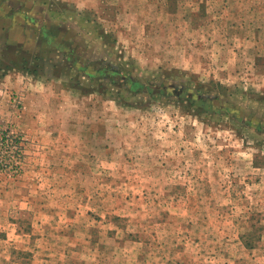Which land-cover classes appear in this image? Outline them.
<instances>
[{
    "label": "rangeland",
    "instance_id": "374dc122",
    "mask_svg": "<svg viewBox=\"0 0 264 264\" xmlns=\"http://www.w3.org/2000/svg\"><path fill=\"white\" fill-rule=\"evenodd\" d=\"M0 264H264V0H0Z\"/></svg>",
    "mask_w": 264,
    "mask_h": 264
},
{
    "label": "crops",
    "instance_id": "0c3cea01",
    "mask_svg": "<svg viewBox=\"0 0 264 264\" xmlns=\"http://www.w3.org/2000/svg\"><path fill=\"white\" fill-rule=\"evenodd\" d=\"M67 258V256H65Z\"/></svg>",
    "mask_w": 264,
    "mask_h": 264
}]
</instances>
